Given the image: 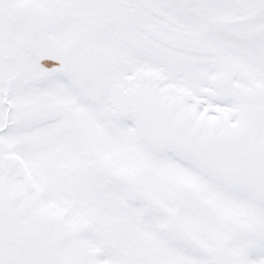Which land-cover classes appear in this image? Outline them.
<instances>
[{"label": "snow or ice", "instance_id": "obj_1", "mask_svg": "<svg viewBox=\"0 0 264 264\" xmlns=\"http://www.w3.org/2000/svg\"><path fill=\"white\" fill-rule=\"evenodd\" d=\"M0 264H264V0H0Z\"/></svg>", "mask_w": 264, "mask_h": 264}]
</instances>
